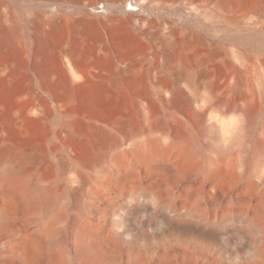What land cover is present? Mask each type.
Listing matches in <instances>:
<instances>
[{
  "label": "bare ground",
  "instance_id": "1",
  "mask_svg": "<svg viewBox=\"0 0 264 264\" xmlns=\"http://www.w3.org/2000/svg\"><path fill=\"white\" fill-rule=\"evenodd\" d=\"M21 1H41L43 12L33 11L23 20L17 0H0V117L8 123L7 134L0 140V163L9 165L0 178V226L8 233L6 241H1L0 264L53 262L59 244L58 224L67 216L59 209L62 190L57 186V166L46 162L44 148L35 138V124L47 118L48 100L58 108L69 102V89L83 90L88 104V120L81 132L73 130L68 110L63 111L62 124L71 132L74 160L86 166L103 163L111 155L119 163L131 153L156 168L160 166L157 161L176 152L179 145L195 143V131L209 134L212 119L223 124V137L229 143L244 142L258 126L264 131V74L260 71L264 69V0H135L144 9L165 6L184 9L188 15L187 21L176 19L162 27L164 23L150 19L147 11L146 15L134 10L124 21L154 42L161 76L155 83L146 78L151 71L145 52L126 57L123 67L113 60V52L121 45L111 42L110 30L121 21L108 11L89 10L87 14L89 20L107 29L104 37L88 36V53L72 51L67 70L66 61L61 63L63 71L51 67L50 46L61 20L55 7L61 1L79 0ZM129 1L113 3L124 9ZM98 4L90 2L95 11ZM12 46L20 47L31 63L23 65L19 56L8 55ZM170 49L175 52L167 67ZM77 61L84 64L79 66ZM186 72L196 81L188 85L189 91L166 82L181 79ZM21 73L40 88L36 100L23 101L21 93H12ZM260 143L264 146V139ZM59 165L76 171L83 182L86 179L74 163L63 160ZM168 168L181 171L176 164ZM130 176L128 172L122 177ZM132 195L135 200L161 203L154 189L137 188ZM13 209L31 215L33 221L13 228ZM76 225L73 220L72 226ZM206 234L216 237L224 233ZM113 236L122 239L120 233ZM78 251L87 254L88 245L80 243ZM255 253L258 262L264 263V246ZM60 264L69 262L63 258Z\"/></svg>",
  "mask_w": 264,
  "mask_h": 264
},
{
  "label": "rangeland",
  "instance_id": "2",
  "mask_svg": "<svg viewBox=\"0 0 264 264\" xmlns=\"http://www.w3.org/2000/svg\"><path fill=\"white\" fill-rule=\"evenodd\" d=\"M93 1L99 2L100 10L92 8ZM17 6L23 20L33 11L43 12L41 1L17 0ZM56 7L61 20L53 33L55 43L50 46L51 67L63 71L61 63L66 61L67 70L72 51L88 53V36L104 37L107 29L102 23L89 20L87 14L89 10L108 11L121 21L110 30L111 42L121 45L113 52V60L123 67L126 57L145 52L151 71L146 78L153 83L161 77L154 42L124 21L135 11H147L150 19L164 23L162 27L176 19L187 21L188 16L184 9H144L135 0L127 2L124 9L114 6L113 0L61 1ZM172 52L175 51L170 49L166 56L167 67L172 63ZM7 54L19 56L23 65L31 63L18 46H12ZM260 71L264 74L263 68ZM180 76L181 79L169 78L166 82L187 90L188 85L196 83L189 78V72ZM27 79V74L21 73L12 93H21L23 101L31 102L39 97L40 88ZM69 94V102L61 108L48 100L47 118L35 124V138L44 148L46 162L57 166V186L62 190L59 209L67 216L58 224L59 244L52 264H60L63 258L69 264H264L258 262L255 253L264 246V146L260 143L264 131L259 126L244 142L229 143L223 137V124L212 119L208 121L209 134L195 131V143L179 145L176 152L159 159L160 166L156 168L131 153L119 163L111 155L103 163L86 166L74 160L71 132L62 124L63 111L68 110L73 130L81 132L88 120V104L83 90L69 89ZM7 124V119L0 117V140L7 134ZM125 150H129L127 145ZM187 153H191L190 158ZM63 160L83 171L84 182L76 171L59 165ZM173 164L180 166L181 171L168 168ZM8 168V163H0V178ZM128 172L131 176L123 178ZM137 188L154 189L161 203L154 205L146 198L135 200L132 193ZM10 213L15 229L18 223L29 225L33 221L31 215L16 209ZM73 220L78 225L73 227ZM115 232L122 234L121 240L114 238ZM207 232L224 234L211 237ZM7 236L1 225L0 250ZM80 243L88 245L87 254L78 251Z\"/></svg>",
  "mask_w": 264,
  "mask_h": 264
}]
</instances>
